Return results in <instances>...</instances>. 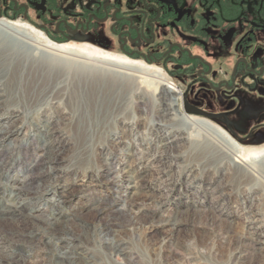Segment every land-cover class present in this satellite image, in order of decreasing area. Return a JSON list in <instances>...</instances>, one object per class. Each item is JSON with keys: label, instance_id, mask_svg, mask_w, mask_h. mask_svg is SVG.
<instances>
[{"label": "rangeland", "instance_id": "1", "mask_svg": "<svg viewBox=\"0 0 264 264\" xmlns=\"http://www.w3.org/2000/svg\"><path fill=\"white\" fill-rule=\"evenodd\" d=\"M186 2L190 6L191 26L186 28L188 36L185 44L193 53L215 61L218 73L215 81L225 79L229 74L230 70L218 67L241 56V46H248L249 56L264 50V0ZM0 19L5 18L0 15ZM5 20L24 25L33 30V34H39L57 45L84 48L90 53L98 51L102 55L143 63L119 54L108 45L94 42L92 38L96 30L87 39L58 43L28 22L11 18ZM42 23L49 27L47 17ZM255 24L261 25L263 30L257 29ZM177 62L170 63L168 69L148 66L175 83L181 100L188 101L190 115L218 123L245 147H264V121L250 123L248 116L257 114L258 109L249 110L245 104L246 100L252 99L258 103L264 100L263 93L250 95L240 89L231 93H215L196 78L197 65L178 66ZM183 73H187L185 78L181 76ZM203 93H207L206 100H197V96ZM26 104L27 108L18 100H11L0 105V117L10 118L13 114H20L16 124L23 127L21 136H0L2 204L10 200L11 188L17 185L18 178L31 176L22 195L26 198L22 206L26 215L23 223L0 220V238L6 242L0 252L12 255V262L57 264L58 253H64L69 239L63 237L56 245L48 243L46 239L44 242L27 244L20 232L33 225L35 230L41 232L38 225H44L46 219L50 218L51 202L58 198L62 187H69L72 204L62 211L69 216L76 213L78 217L72 216L68 222L67 237L83 235L90 239L93 236L97 238L98 230L109 225L113 238L120 242L121 248L126 249V256L118 255L105 248L102 239L97 238V242L91 239L79 249V252L87 254L89 264H264V249L252 248L245 238L248 216L244 213L245 206L250 204L247 197L257 196L253 206L260 209L257 218L264 223V179L260 186H254L253 182L251 185L245 182L239 184L229 177L225 181L229 198L212 201L208 185L216 182L219 171L205 168L196 159L187 156L183 164L165 176L162 173L164 155L152 143L149 130L140 125L131 133L113 118L105 119L103 125L96 129L88 124L79 127L77 123H81V120L64 109L62 102L54 106L68 120L60 125V130L69 151L57 165L55 180L44 183L39 176L47 171V166H36L38 156L43 151V134L39 132V126L46 119H53L55 113L51 106L46 111H40L36 102ZM134 115L139 117L136 113ZM134 115L127 117L126 122L135 121L132 120ZM190 167L195 169L197 180L192 185L185 179ZM125 171L134 177L133 181L138 180L137 191L124 189L126 183L121 182V178L127 176ZM169 183L176 185L173 187ZM159 186H162L161 191L157 190ZM161 196L166 197V204L158 216L153 217L152 210ZM105 198L109 201L106 208L101 214H93L90 207ZM195 205L201 207L195 208ZM131 210L135 213H131ZM160 216L177 219L180 222L179 231L171 234L162 231L157 223ZM114 220L118 222L112 223L116 222Z\"/></svg>", "mask_w": 264, "mask_h": 264}, {"label": "bare ground", "instance_id": "2", "mask_svg": "<svg viewBox=\"0 0 264 264\" xmlns=\"http://www.w3.org/2000/svg\"><path fill=\"white\" fill-rule=\"evenodd\" d=\"M5 19H0V105L18 100L27 108L26 103L36 102L38 110L46 111L51 106L55 113L53 119H46L39 126V132L43 134V151L38 156L36 166H47V171L39 176L42 182L55 180L57 165L69 151L60 130V125L68 120L54 106L64 102V109L81 120V123H77L79 127L88 124L96 129L103 125L105 119L113 118L131 133L140 125L149 130L152 143L164 155L162 173L165 176L183 164L187 156L193 157L205 168L219 171L216 182L208 185L212 201L229 198L230 193L225 185L229 177L239 184L245 182L251 185L253 182L254 186H260L264 179V147H245L218 123L190 115L186 108L188 101L181 100L182 96L177 92L175 83L162 72L145 63L102 55L98 51L90 53V50L84 48L54 44L39 34H33L34 31L26 26ZM205 98L207 97L201 96L199 101L204 102ZM180 103L183 104L182 107ZM134 113L139 117L136 118ZM130 115H134L132 120L135 121L126 122ZM19 117L20 114H13L10 118L0 117L2 138L23 134V127L16 124ZM124 173L127 175L121 178V182L126 183L124 189L137 191L138 180L133 181L134 177L128 171ZM30 177L18 178L17 185L11 188L10 200L4 205L0 201L1 221L18 220L23 223L26 215L22 206L26 198L22 195ZM185 179L191 185L197 182L194 168L187 170ZM175 185L176 183L171 186ZM61 189L58 198L51 202L50 218L46 219L44 225H38L41 232L35 230L34 225L20 232L24 242L34 244L46 239L48 243L56 245L63 237L69 239L64 253H58L57 264H89L87 254L79 252V249L85 242L91 239L97 242L99 238L103 240L105 248L126 256V249L121 248L120 242L113 238L109 225L98 230V239L83 235L67 237V224L72 216L78 217V214L71 213L69 216L62 211L69 208L72 198L71 188ZM157 190L161 191L162 186ZM256 197L248 196L247 202L250 204L244 205V213L248 216L245 238L252 248L263 250L264 223L257 218L261 213L260 209L253 206L257 201ZM165 199L166 197L161 196L156 202L152 210L153 217L158 216L166 204ZM107 203V198L100 199L89 210L93 214H101ZM130 212L135 213L132 210ZM114 221L116 222L112 223L118 222ZM157 223L167 234L179 231L180 222L177 219L160 216ZM3 246H6V242L0 238V251ZM1 253L3 252H0V264H15L12 262V255Z\"/></svg>", "mask_w": 264, "mask_h": 264}, {"label": "flooded vegetation", "instance_id": "3", "mask_svg": "<svg viewBox=\"0 0 264 264\" xmlns=\"http://www.w3.org/2000/svg\"><path fill=\"white\" fill-rule=\"evenodd\" d=\"M189 7L186 0H0V15L28 22L58 43L87 39L96 30L94 42L146 65L168 69L176 60L178 66L197 65L196 78L215 93L240 89L250 95L264 94V50L249 56L248 46H241V56L218 67L230 70L229 74L215 81V61L193 53L185 44L186 28L191 26ZM46 17L49 27L42 23ZM255 27L263 30L259 24ZM201 96L207 93L196 99ZM245 104L249 110L258 109L248 116L250 123L264 121V100Z\"/></svg>", "mask_w": 264, "mask_h": 264}]
</instances>
